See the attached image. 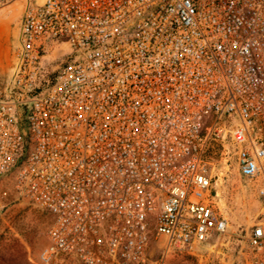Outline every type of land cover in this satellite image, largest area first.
I'll return each mask as SVG.
<instances>
[{
  "label": "built area",
  "instance_id": "obj_1",
  "mask_svg": "<svg viewBox=\"0 0 264 264\" xmlns=\"http://www.w3.org/2000/svg\"><path fill=\"white\" fill-rule=\"evenodd\" d=\"M18 7L0 179L51 217L38 264H152L153 237L225 234L219 145L257 185L264 264V0H0V18Z\"/></svg>",
  "mask_w": 264,
  "mask_h": 264
},
{
  "label": "rangeland",
  "instance_id": "obj_2",
  "mask_svg": "<svg viewBox=\"0 0 264 264\" xmlns=\"http://www.w3.org/2000/svg\"><path fill=\"white\" fill-rule=\"evenodd\" d=\"M21 15V8H15L3 18L10 16L9 21L0 22V91L12 72ZM62 53L63 49L50 51L45 70L52 72L62 61ZM221 151V145L215 146L214 174L219 195L214 202L227 221L226 233L184 252L167 249L162 236L153 237L148 250L152 264H248L247 236L260 218L261 200L256 183L240 176L235 157L221 155ZM50 225L51 217L45 210L16 192L9 179H0V264H38ZM69 264L78 263L71 260Z\"/></svg>",
  "mask_w": 264,
  "mask_h": 264
},
{
  "label": "crops",
  "instance_id": "obj_3",
  "mask_svg": "<svg viewBox=\"0 0 264 264\" xmlns=\"http://www.w3.org/2000/svg\"><path fill=\"white\" fill-rule=\"evenodd\" d=\"M15 8H12V9H10V10H6L5 12H4V14H3V16L0 18V22H2V23H5V22H7V21H9L10 19V16L7 18V19H3V18H6L9 14H11L12 13V11L14 10Z\"/></svg>",
  "mask_w": 264,
  "mask_h": 264
},
{
  "label": "trees",
  "instance_id": "obj_4",
  "mask_svg": "<svg viewBox=\"0 0 264 264\" xmlns=\"http://www.w3.org/2000/svg\"><path fill=\"white\" fill-rule=\"evenodd\" d=\"M52 77H53V75L50 76V78H52Z\"/></svg>",
  "mask_w": 264,
  "mask_h": 264
}]
</instances>
